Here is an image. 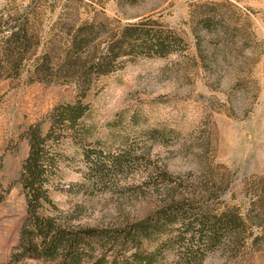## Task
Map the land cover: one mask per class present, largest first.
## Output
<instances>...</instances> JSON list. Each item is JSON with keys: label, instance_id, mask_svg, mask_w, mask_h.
I'll return each instance as SVG.
<instances>
[{"label": "rangeland", "instance_id": "1", "mask_svg": "<svg viewBox=\"0 0 264 264\" xmlns=\"http://www.w3.org/2000/svg\"><path fill=\"white\" fill-rule=\"evenodd\" d=\"M144 18L182 41L167 55L123 56L80 98L76 75L92 59L70 51L80 27L96 22L92 44L104 51L113 31ZM14 30L27 39L9 47L24 58L6 63L0 78V264L26 217L27 130L45 134L54 107L78 97L83 117L55 140L49 197L61 221L110 232L154 211L169 179L197 186L226 169L229 186L208 203L218 213L235 208L246 232L198 264H264V0H0V52ZM96 247L82 264H131L132 249ZM174 258L168 252L160 264Z\"/></svg>", "mask_w": 264, "mask_h": 264}, {"label": "trees", "instance_id": "2", "mask_svg": "<svg viewBox=\"0 0 264 264\" xmlns=\"http://www.w3.org/2000/svg\"><path fill=\"white\" fill-rule=\"evenodd\" d=\"M155 24L151 18L127 23L119 31H113L104 51L92 44L95 41L91 32L97 23H86L80 27L72 39L70 51L88 54L92 59L76 75L78 96L86 95L93 79L115 71L123 56L170 54L173 42L182 39L172 31H165L163 35L153 29ZM24 39H27L26 30L11 31L6 38V46L0 52V78L5 75L6 63L24 58L20 52L9 50L11 45L19 50ZM79 97L54 107L45 134L39 125H31L27 130L29 151L22 164L19 181L25 195L26 217L8 264H19L23 259L41 264H82L103 241L109 242L112 252L132 249L131 264H160L168 252L175 255L172 264H198L206 251H214L245 234L244 219L235 208L218 213L208 203L211 198L219 199L229 186L226 169L212 174L211 165V181L200 182L196 186L186 185L180 179H169L164 187L166 196L154 211L140 219L112 225L110 232L105 229L107 227L72 225L69 221H61L56 215L58 208L49 197L50 181L56 170L54 151L58 142L55 140L62 132H70L77 120L83 117L85 107ZM255 206L256 202L251 203L249 211L253 212ZM175 225H178L176 234L158 241V236L167 233L166 226ZM157 241L153 249H147L149 243Z\"/></svg>", "mask_w": 264, "mask_h": 264}]
</instances>
